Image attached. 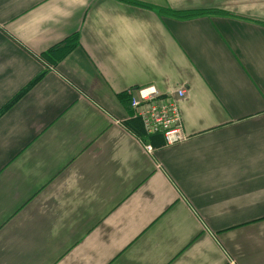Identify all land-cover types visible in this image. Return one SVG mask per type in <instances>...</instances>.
<instances>
[{
    "label": "crops",
    "instance_id": "1",
    "mask_svg": "<svg viewBox=\"0 0 264 264\" xmlns=\"http://www.w3.org/2000/svg\"><path fill=\"white\" fill-rule=\"evenodd\" d=\"M0 264H264V0H0Z\"/></svg>",
    "mask_w": 264,
    "mask_h": 264
},
{
    "label": "built area",
    "instance_id": "2",
    "mask_svg": "<svg viewBox=\"0 0 264 264\" xmlns=\"http://www.w3.org/2000/svg\"><path fill=\"white\" fill-rule=\"evenodd\" d=\"M130 92V106L136 118L143 124L145 132L144 148L149 155L155 153L154 146L146 139L162 136L165 144L175 145L188 139L183 130L180 102L186 97V90L180 89L166 95L155 87H144Z\"/></svg>",
    "mask_w": 264,
    "mask_h": 264
},
{
    "label": "trees",
    "instance_id": "3",
    "mask_svg": "<svg viewBox=\"0 0 264 264\" xmlns=\"http://www.w3.org/2000/svg\"><path fill=\"white\" fill-rule=\"evenodd\" d=\"M169 13L175 15V17L179 18V19H184V18H191L197 15H201L202 13H192V14H185V13H180V12H174V11H169Z\"/></svg>",
    "mask_w": 264,
    "mask_h": 264
},
{
    "label": "water",
    "instance_id": "4",
    "mask_svg": "<svg viewBox=\"0 0 264 264\" xmlns=\"http://www.w3.org/2000/svg\"><path fill=\"white\" fill-rule=\"evenodd\" d=\"M134 96H136V93H135V91H134Z\"/></svg>",
    "mask_w": 264,
    "mask_h": 264
}]
</instances>
